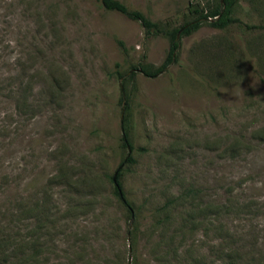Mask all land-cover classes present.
<instances>
[{
	"label": "rangeland",
	"instance_id": "1",
	"mask_svg": "<svg viewBox=\"0 0 264 264\" xmlns=\"http://www.w3.org/2000/svg\"><path fill=\"white\" fill-rule=\"evenodd\" d=\"M119 1L168 32L220 3ZM230 15L178 34L147 75L166 34L99 0H0V264L264 261V0Z\"/></svg>",
	"mask_w": 264,
	"mask_h": 264
},
{
	"label": "trees",
	"instance_id": "2",
	"mask_svg": "<svg viewBox=\"0 0 264 264\" xmlns=\"http://www.w3.org/2000/svg\"><path fill=\"white\" fill-rule=\"evenodd\" d=\"M99 1L101 2L102 6L105 9L117 11L121 14L126 15L128 18L139 22V24L143 28V32H144L145 36L166 34V36L169 38L170 50H169V54L166 57L165 61L160 66L155 68V70H151V71L145 67H141L142 72H144L147 75H155V74L161 73L163 70H165V68L168 66V64L174 60L175 52L179 47L178 34L188 35L192 31L197 29L203 22H208V24L213 26V27L224 28L230 22L235 21V19L232 18L230 15L234 0H223L222 2L220 1V3L215 8L209 9L205 13L201 12L199 14V16H197L195 19H193L189 22H186V23L182 24L179 28H175L169 32L161 29L159 27L158 23L149 19L141 11L129 9L123 2H121L119 0H99ZM126 108H127V104L124 105V110H126ZM128 131H129V129H128L127 124L123 123L122 128H121V139L126 146H128L132 149V145L130 144V141H129ZM259 137H260L259 135H255L252 138L258 139ZM239 147H240V149H242V148H244L245 150L249 149L250 147H252L251 141L241 140ZM125 161L132 162L133 158L130 155H128L125 158ZM122 174H123L122 166H119V168L116 170L115 174L111 177L112 181H113V187H114L113 193L119 199L122 206L126 209L127 213L129 214V218L132 219V221H133V219L135 220V217H136V208H135L134 204L131 201H129L125 195L122 184L120 182V177L122 176ZM228 195H230V191L226 190L224 192L225 201H227ZM167 207H168V210L171 211V213L169 214V216L165 217L166 220L173 218V214H172L173 212L172 211H173V209L175 210L176 206L172 205V206H167ZM224 209H225V213H229L230 205L229 206L225 205ZM213 213L216 214V212H213ZM178 215H179V213H178ZM190 215L189 214L184 215V218H183L184 222L185 221H191V220L193 223L197 222V221H195V218L190 216ZM136 223L137 222H133L132 225H134V226L132 228L130 226V229L127 230V233L130 235L131 246H132L133 251H135V239H136V230H137V226L135 225ZM190 229H194V228L190 227ZM227 237H229V236H226V238ZM233 252H235L234 255L232 254ZM225 253H226L225 254L226 264H233V261H231V257L232 258L234 256L236 257L237 251L232 248L228 252L225 251ZM132 264H136V262L133 261ZM254 264H264V261L261 263L258 262V263H254Z\"/></svg>",
	"mask_w": 264,
	"mask_h": 264
},
{
	"label": "water",
	"instance_id": "3",
	"mask_svg": "<svg viewBox=\"0 0 264 264\" xmlns=\"http://www.w3.org/2000/svg\"><path fill=\"white\" fill-rule=\"evenodd\" d=\"M221 2L223 1V0H220Z\"/></svg>",
	"mask_w": 264,
	"mask_h": 264
}]
</instances>
